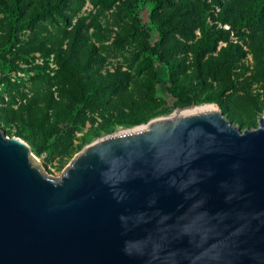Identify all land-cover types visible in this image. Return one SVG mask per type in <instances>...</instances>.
<instances>
[{
  "label": "water",
  "instance_id": "1",
  "mask_svg": "<svg viewBox=\"0 0 264 264\" xmlns=\"http://www.w3.org/2000/svg\"><path fill=\"white\" fill-rule=\"evenodd\" d=\"M216 107L100 138L46 176L0 129V264H264V112Z\"/></svg>",
  "mask_w": 264,
  "mask_h": 264
},
{
  "label": "rangeland",
  "instance_id": "2",
  "mask_svg": "<svg viewBox=\"0 0 264 264\" xmlns=\"http://www.w3.org/2000/svg\"><path fill=\"white\" fill-rule=\"evenodd\" d=\"M19 2L0 0V129L46 176L100 138L185 108L212 105L240 131L257 127L264 0ZM254 6L260 24L247 16ZM145 33L164 62L143 50Z\"/></svg>",
  "mask_w": 264,
  "mask_h": 264
},
{
  "label": "trees",
  "instance_id": "3",
  "mask_svg": "<svg viewBox=\"0 0 264 264\" xmlns=\"http://www.w3.org/2000/svg\"><path fill=\"white\" fill-rule=\"evenodd\" d=\"M151 3H153L156 7H160L162 5H164V3L167 0H148ZM254 1V0H253ZM14 5L16 7H20V2L19 0H13ZM257 6H254L253 8L250 9V15H247L250 19H256V23L260 24L262 22V18L261 20H259V18L257 19L258 15H257ZM39 13V12H38ZM143 50L146 52H149L152 55H155L156 58L160 61V62H164V58H162V55L158 52V51H152L151 48L148 45V38H149V34L145 33L143 34ZM254 51V58L256 60V62L261 66V68L259 69V72L263 75L264 77V46H262L260 44V46L255 45V47L253 48ZM149 77L151 80H155L156 76H155V69L151 68L150 69V73H149ZM76 83H79V81H76ZM193 103L192 98L190 97H186V99L181 103L182 106H187V105H191ZM71 112V107L69 109H67V111H65V114H70ZM18 135H21L20 132L18 133Z\"/></svg>",
  "mask_w": 264,
  "mask_h": 264
},
{
  "label": "bare ground",
  "instance_id": "4",
  "mask_svg": "<svg viewBox=\"0 0 264 264\" xmlns=\"http://www.w3.org/2000/svg\"><path fill=\"white\" fill-rule=\"evenodd\" d=\"M213 107L214 106H212V105H204V106H201V107L185 108L183 110H179V111L175 112L172 116H177V115L185 114V113L192 112V111H195V110L205 109V108H213Z\"/></svg>",
  "mask_w": 264,
  "mask_h": 264
}]
</instances>
